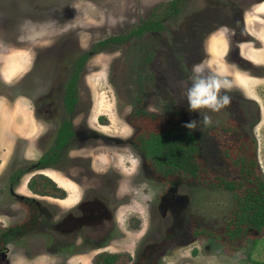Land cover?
<instances>
[{
	"label": "rangeland",
	"instance_id": "obj_1",
	"mask_svg": "<svg viewBox=\"0 0 264 264\" xmlns=\"http://www.w3.org/2000/svg\"><path fill=\"white\" fill-rule=\"evenodd\" d=\"M169 2L0 0V230L27 217L24 200L10 193L11 174L53 147L64 120H71L74 128L67 152L59 151L57 169L32 170L13 187L19 195L34 196L30 178L50 171L58 180L59 184L53 180L56 185L68 192L62 195L59 189L47 192L48 196L36 195L49 209L36 221L44 218L45 226L7 244L6 264H94L93 257L99 252L95 246L107 238L108 232L102 235L111 219L85 223V234L94 240L81 246L80 233L59 228L58 218L80 198L115 208L116 197L122 207L131 204L136 210L132 214L148 223L138 221L139 228H125L120 238L109 241L108 249H102L103 253H120L121 264H256L246 254H232L215 239L196 237L192 232L194 224L206 230L220 226L234 205L231 191L176 182L174 202L179 208L169 207L160 214L158 205L168 188L143 161L135 140L137 128L127 119L135 109L133 87L140 84L148 111L169 120L179 110L183 124L199 120L200 113L188 109L186 91L191 66L203 62L232 83L231 104L218 113L207 112L211 126L194 131L200 137L203 156L216 174L232 176L219 145L226 135L214 130L236 119L257 141L264 177V0H183L178 11L163 19L159 30L94 51L97 43L110 36L130 34L150 19L154 7L160 5L158 17L170 12ZM236 4L247 14L248 33H240L244 41L233 39L236 29L231 12ZM217 23L223 27L202 39ZM85 54L89 57L77 77L79 101L70 113L63 100L66 86ZM206 177L218 181L211 174ZM130 199L133 202L125 204ZM168 227L171 238L156 248ZM262 243L260 251H253L256 261H264ZM71 246L73 253H68Z\"/></svg>",
	"mask_w": 264,
	"mask_h": 264
},
{
	"label": "trees",
	"instance_id": "obj_2",
	"mask_svg": "<svg viewBox=\"0 0 264 264\" xmlns=\"http://www.w3.org/2000/svg\"><path fill=\"white\" fill-rule=\"evenodd\" d=\"M177 3V0L172 2L175 9H178ZM142 29L143 27L133 32L140 34ZM121 38V36L109 37L100 41L99 45L104 46L109 41L118 42ZM88 57V54H85L78 59L76 71L66 86L63 100L67 111L74 110L72 107L75 108L79 101L77 77ZM70 121L64 120L57 129L55 148H62L72 137L73 130L68 124ZM127 121L139 128L135 137L138 141L137 146L141 149L145 163L154 177L161 183L170 186L176 184L175 182L183 181L191 185L202 184L231 191L234 205L220 226L206 230L203 226L194 224L193 234L197 237L203 235L202 237L207 239H215L224 250L230 248L229 252L232 254L236 251L242 252L256 264H264V261H256L253 256L254 249L261 250L264 240V177L258 160L257 141L245 133L240 121L230 120L229 123L225 122L214 130L216 134L222 130L223 137L226 135L225 140H220L219 145L222 147L226 168L232 176L227 173L216 174L213 167L208 165L201 151L200 137L195 132L190 134L183 126L181 111L175 110L171 119L164 120L147 111L143 106L136 105ZM53 148L40 158L37 165L48 164L50 161L52 164L58 162V156ZM51 149L53 153H49ZM262 151L264 158V145ZM207 174L213 175L218 181L208 179ZM19 175L18 171L11 174L10 180L13 184L16 183ZM29 186L35 193L47 194L49 188H53V192L60 189L61 194H65L46 175H42L38 180L32 179ZM21 228V225H16L10 230L15 232ZM6 235L8 241L11 237L7 232ZM114 260L115 256L107 257L102 264H113Z\"/></svg>",
	"mask_w": 264,
	"mask_h": 264
},
{
	"label": "flooded vegetation",
	"instance_id": "obj_3",
	"mask_svg": "<svg viewBox=\"0 0 264 264\" xmlns=\"http://www.w3.org/2000/svg\"><path fill=\"white\" fill-rule=\"evenodd\" d=\"M173 1L174 0H170V2L168 3L169 4V8L168 9L170 10V12H168L166 14L164 13L160 17H158L160 15V11H159L160 10L159 9L160 5L157 6V7H154L153 11H152L153 13L150 15V19H147V20L143 21L142 25L138 26L135 29V30H137V29L143 27V29H142L140 34L139 33L136 34L135 32H133L135 30H132L130 34L119 35L122 38L118 42L120 43L121 41H127V40H129V38H131L130 36L139 38V36L142 33H144L145 31H148V30L157 31L160 28H162L163 19L167 18L169 16V14H171L173 12H176L179 9V8L175 9L173 7V5H172ZM177 1H178V3H177V7H178L179 3L181 1H183V0H177ZM152 23L154 24V26H152ZM145 24H146V26H145ZM2 31L5 32L4 29ZM110 37H113V36H110ZM118 42L109 41V43L105 44L104 46H101V45H99V43H97L96 46L94 47V51H96L97 49H100L101 47L105 48V47L111 46V44H116ZM88 56H89V54H88ZM132 93L134 94L132 103L135 104V107H136V105H139V106L141 105V106H143L146 109L145 101H144V98H143L145 91L140 89V84H136V87H133ZM168 97L170 98V96H168ZM164 99H167V97L164 98ZM72 108L74 109V107H72ZM73 111L74 110H71V111H68V112L72 113ZM151 113H153L156 116L160 117L159 115H157L154 112H151ZM83 123H85V122H83ZM68 124L70 125V128H72V130H73V135H72V137H73L74 136L73 122L70 121V122H68ZM128 124L131 125L132 127H135L131 123H128ZM135 128H137V130H138V127H135ZM72 137L70 138L68 143L65 144L62 148H55L54 147V146H56V141H55V137H54V142H55L54 145H53L54 148L53 147H51V148H53V151L54 150L56 151V155L58 156L57 157L58 161H59L60 156H61V153L59 151L61 150V152H62V150H64L63 155L65 154V152H67L66 149L68 148L71 140L73 139ZM53 151L51 149V151L49 153H53ZM45 153H47V152H43V154L39 157V159L37 161H35L34 163L27 164V166H25L26 168L23 167V168L17 170L20 173V175L18 176L16 183L13 184L12 180H10V187H9L10 193L12 195H14L15 197L19 198L20 201L24 200V202H25L24 204L27 207V217H26L25 220H23V222H20V223L16 224V225H21L22 228L19 229V230H16L15 232L10 230L11 227H9L7 229L4 228V229L0 230V264H6L7 253L9 251V247L7 246V244H9L11 241H14L17 237L24 236V235H26L27 233H29L32 230L34 231L37 228L41 229L43 226H45L44 218H43V221H40L39 223H37L36 221L39 220L38 217L40 215L42 216L44 214V210H48L49 211L48 206L46 205V203H44L41 199H38L35 195L34 196L19 195L17 192L15 193V189L13 188L20 181L22 176H24L25 174H27L28 172H30L32 170H39V169L40 170H44V169H51V168L52 169L53 168L57 169L58 166L56 164H52L51 161L48 162V164H46V163L43 164L42 163L40 165H37V163L40 162L39 161L40 158ZM141 153H142V151H141ZM66 154H69V153H66ZM142 156H143V153H142ZM143 161L145 162L144 156H143ZM59 170L65 171V168H64V170L59 168ZM42 175H46V173L35 174L33 177L30 178L29 182L32 179H37V180L40 179V177ZM74 180L77 181V182L80 181L77 178H75ZM166 187L168 189L166 191H163V195H162L161 200H160V205H158V209L160 210V214L161 215H164L165 210L168 209L169 207L172 210H178L177 208H179V207H177L178 205H176L175 202H174V199H175L174 196L176 195V192H175L176 184L170 185V186H166ZM52 189L53 188H49L48 192H51ZM62 191L65 192V194L68 192V190L63 188V187H62ZM49 195H50V193H49ZM131 202H133L132 199H130L125 204H129ZM113 203L115 204V208H111L112 206L108 207V206L104 205L103 203L99 202L98 200H95V201L91 202V199H89V198H87V199L80 198L76 203H74L73 206H71L69 208V211L65 215L60 216L58 218V223H59L58 227L59 228H64V229H66V231L71 228L72 230L78 231L80 233L81 240H77V241L80 242L79 244H81V246H82V244L83 245H87L88 244V239L94 240L93 238H90V237H88L85 234L84 228H83L85 223H87V222L92 223V224H94L96 222L102 223L103 220L111 219V221L108 224L110 226H108L105 229V231L103 232V235H102V237H103L106 234V232H108L107 238L103 239V241H100V244L95 246V247H97L96 249H99V252H97L94 255V257H93L94 264H102L103 262L106 261L107 257H111V256H115V260H114L113 264H121L122 261H119V258L121 257L120 253L110 252V251L109 252L105 251V253H103L104 251H102V249H106V246H107V249H108V247L110 246V242L109 241L113 240L114 238H120V236H119L120 232L122 234H124L125 233V228L131 229V230H132V228L133 229L139 228V222L141 220L139 219V217L138 218L135 217L136 214H134V215L132 214L131 211H136V210H133V207L131 206V204L128 205V207L127 206L122 207L123 204H120L121 202H119V198H117V197L115 198V202L113 201ZM120 208H122L121 211H120ZM75 210L79 211L80 214L75 215ZM123 213H125V214H123ZM53 215H54V213H53ZM53 220H52L51 224H54ZM142 223H147V222L146 221H144V222L141 221V224ZM16 225H14V226H16ZM134 225H138V226H134ZM146 225H148V223ZM141 230H145V229L142 228ZM45 231H48L49 233H52L51 232L52 230H50V229L45 230ZM6 232L11 237L10 239H8V241H6V236H7ZM64 233H66V232L64 231ZM74 235H75V237L73 239L76 240L78 238V236L76 234H74ZM171 235H172V231H169V227H168L167 228V233L164 234L163 240L160 241L158 245L156 244V248H158V247L160 248V247L164 246L169 241V239L171 238ZM70 238H72V237H70ZM68 242L70 243L69 240H68ZM95 242H97V241H95ZM72 244H74V243H72ZM78 247L79 246H77L75 248V251L79 250ZM91 248L94 249L93 246H91ZM73 249H74V246H71L70 248H67L66 250L68 251V253H73V252H70ZM143 252H145V249L143 250ZM136 264H139V263H136Z\"/></svg>",
	"mask_w": 264,
	"mask_h": 264
},
{
	"label": "clouds",
	"instance_id": "obj_4",
	"mask_svg": "<svg viewBox=\"0 0 264 264\" xmlns=\"http://www.w3.org/2000/svg\"><path fill=\"white\" fill-rule=\"evenodd\" d=\"M246 30L248 31L247 27ZM229 42L227 39V46ZM190 81V86L186 91L188 109L191 112H199L201 117L199 120H192L183 125L191 134L196 130L203 132L211 126L212 117L207 112L218 113L231 104L232 98L228 92L232 89V83L226 76L221 75L218 69H213L203 62L191 66ZM58 187L62 188L60 185ZM36 195L48 196V194L40 193Z\"/></svg>",
	"mask_w": 264,
	"mask_h": 264
},
{
	"label": "water",
	"instance_id": "obj_5",
	"mask_svg": "<svg viewBox=\"0 0 264 264\" xmlns=\"http://www.w3.org/2000/svg\"><path fill=\"white\" fill-rule=\"evenodd\" d=\"M254 1H256V2L257 1L262 2L263 0H254ZM260 2H258V3H260ZM235 6L236 7L231 12L232 13L231 14V17L235 20L234 28L236 29V31H235V33L233 35L234 36L233 39L235 38L236 40H239L240 38H243L242 41H244V38L245 37L241 36V34H242V32H246L247 33L246 25H245V17L247 15L246 14V10L241 5H238L237 6V4H236ZM228 15H230V14H228ZM221 25H222V23L221 24L220 23L214 24V26H212L210 29H208L202 35V39H204L205 37H207V35H209L212 31H215V30L219 29ZM224 26L225 27H228L227 25H224ZM221 27H223V26H221ZM229 41H231V40L229 39ZM201 43H202V41H201Z\"/></svg>",
	"mask_w": 264,
	"mask_h": 264
},
{
	"label": "crops",
	"instance_id": "obj_6",
	"mask_svg": "<svg viewBox=\"0 0 264 264\" xmlns=\"http://www.w3.org/2000/svg\"><path fill=\"white\" fill-rule=\"evenodd\" d=\"M49 172H50V171H47L46 174H47L50 178H53V179H54V176L51 174V175L53 176V177H51V176L49 175ZM54 180L58 183V180H57V179H54ZM59 182H60V181H59ZM60 183H61V182H60ZM58 184H59V183H58ZM61 187H62V186H61Z\"/></svg>",
	"mask_w": 264,
	"mask_h": 264
},
{
	"label": "bare ground",
	"instance_id": "obj_7",
	"mask_svg": "<svg viewBox=\"0 0 264 264\" xmlns=\"http://www.w3.org/2000/svg\"><path fill=\"white\" fill-rule=\"evenodd\" d=\"M47 175V174H46ZM48 176V175H47ZM51 177H53L52 175H50Z\"/></svg>",
	"mask_w": 264,
	"mask_h": 264
}]
</instances>
